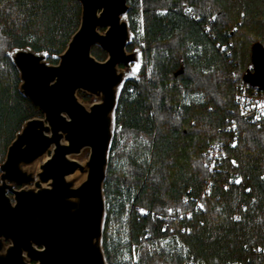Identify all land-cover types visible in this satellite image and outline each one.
<instances>
[{
	"label": "trees",
	"instance_id": "16d2710c",
	"mask_svg": "<svg viewBox=\"0 0 264 264\" xmlns=\"http://www.w3.org/2000/svg\"><path fill=\"white\" fill-rule=\"evenodd\" d=\"M128 2L134 39L127 48L142 49L143 65L125 83L116 112L105 182L108 264H264V121L251 122L234 101L237 85L253 71L254 45L264 48V0ZM81 13L79 0H0V68L9 73L0 75V164L23 123L43 116L19 91L8 52L29 46L57 62L54 56L67 47ZM156 48L163 57L152 67L156 79L149 80ZM93 54L107 56L97 45ZM169 85L181 91L174 104ZM232 118L234 145L235 131L223 130ZM120 131L142 134L147 142L120 151ZM211 142H222L229 155L216 171L204 153ZM116 151L120 165L114 164ZM180 210L189 214L180 217ZM168 212L176 216L172 227L162 219ZM126 214L130 262L123 240L109 229L115 221L119 233Z\"/></svg>",
	"mask_w": 264,
	"mask_h": 264
},
{
	"label": "water",
	"instance_id": "95a60500",
	"mask_svg": "<svg viewBox=\"0 0 264 264\" xmlns=\"http://www.w3.org/2000/svg\"><path fill=\"white\" fill-rule=\"evenodd\" d=\"M79 1L80 25L57 62L29 46L8 52L19 91L43 116L23 123L0 164V264H108L105 182L116 112L143 52L127 48L134 39L128 0ZM95 45L105 59L93 54ZM253 65L245 80L264 88L260 44Z\"/></svg>",
	"mask_w": 264,
	"mask_h": 264
},
{
	"label": "built area",
	"instance_id": "2783aa9c",
	"mask_svg": "<svg viewBox=\"0 0 264 264\" xmlns=\"http://www.w3.org/2000/svg\"><path fill=\"white\" fill-rule=\"evenodd\" d=\"M234 101L241 115L247 117L253 123H261L264 121V88L252 86L248 83L242 82L237 85L234 94ZM225 131H235L231 144H235L237 139V124L232 118L227 124ZM207 157V165L211 171L219 169L222 161L229 158L226 146L222 142H211L205 149ZM235 164V163H234ZM244 208V206L242 205ZM141 211L145 212L146 209L141 207ZM236 220L241 218V210H237L234 214ZM162 219H167L163 216ZM264 253V248H260Z\"/></svg>",
	"mask_w": 264,
	"mask_h": 264
},
{
	"label": "rangeland",
	"instance_id": "374dc122",
	"mask_svg": "<svg viewBox=\"0 0 264 264\" xmlns=\"http://www.w3.org/2000/svg\"><path fill=\"white\" fill-rule=\"evenodd\" d=\"M1 36V35H0ZM172 46H174V44L172 43ZM163 55V51L159 50L156 48L155 50H153L152 52V58L151 60H149V66L147 69V73H146V77L149 78V80L151 79H156L155 76H153L152 73V67L153 64L156 60L160 59ZM0 75L3 78H7V76H9V73L7 72L6 69L4 68H0ZM161 92V91H160ZM162 93V92H161ZM166 94L168 95V101L170 104H174L175 102H177V100L179 99L180 95H181V91L178 88H174L173 85H169V87L166 90ZM119 148L120 151H125L127 153H129V150L134 149L136 146L138 145H142L145 144L147 142V138L142 135V134H135L133 132H129V131H120L119 135ZM114 164L116 165H120L122 164L123 160L119 159L120 156L118 155V152H114ZM122 160V161H121ZM180 217H182L183 215L189 214L188 210H180L178 211ZM167 217L165 221V225L166 227L170 226L172 227V219H174L176 216L173 212H168L165 213V215ZM114 228H117V225L115 224V221H112L110 224V230L113 232L114 237L116 238V234L118 235V238H121L123 240L122 242V246H121V250H122V254L124 255V258L130 262L131 257L128 254V250L126 249V243L128 241V236H127V232L129 231V217L128 214L124 215V217H122V220H120V224H119V233H117V231L114 232Z\"/></svg>",
	"mask_w": 264,
	"mask_h": 264
}]
</instances>
